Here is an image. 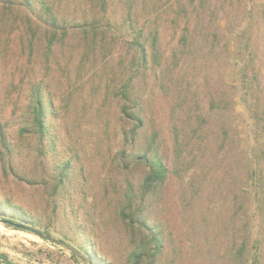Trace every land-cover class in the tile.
<instances>
[{"label":"rangeland","instance_id":"374dc122","mask_svg":"<svg viewBox=\"0 0 264 264\" xmlns=\"http://www.w3.org/2000/svg\"><path fill=\"white\" fill-rule=\"evenodd\" d=\"M193 1L132 0L147 43L158 31L159 65L149 51L143 68L126 0L106 12L92 0H32V11L0 0V200L87 264L83 245L102 264H132L134 253L139 264H264V0ZM43 2L61 28L51 48ZM130 78L126 105L143 119L133 149L118 95ZM33 89L47 110L43 138L31 127ZM151 139L167 175L143 194L135 156ZM2 219L0 264H86Z\"/></svg>","mask_w":264,"mask_h":264},{"label":"trees","instance_id":"16d2710c","mask_svg":"<svg viewBox=\"0 0 264 264\" xmlns=\"http://www.w3.org/2000/svg\"><path fill=\"white\" fill-rule=\"evenodd\" d=\"M109 0H92L95 7L101 11L106 12L108 7ZM193 3V0H190ZM22 5L28 11H32L33 3L32 0H22ZM128 4V5H127ZM127 5V19L129 20V29L131 30L132 35V47L135 50L136 58H137V67L146 68L149 64V51L150 56L152 57L153 64L159 65V57L157 52V41H158V31L154 30L151 34V42L147 43L146 37L144 35L143 29L137 27L138 23L136 18L133 17V3L132 0H126ZM38 22L45 24L47 26L46 30V40L47 44L46 47L51 48L54 44V39L57 36V33L60 32V25L59 19L56 17L55 12L53 11V7L45 2L41 3V15L38 18ZM136 20V21H135ZM139 72V71H137ZM131 78L124 82L123 85L119 88L118 95L120 96V100L124 103L120 109L122 115L125 116L132 124L133 127L130 131L124 135V142L130 148L137 147V138L140 132V129L143 126V119L140 116L137 105H133L131 108L126 105L127 102H130L131 94ZM133 101V100H132ZM135 103L136 100H134ZM29 104L31 105V127L33 130L43 138L47 134V123H46V108L43 97L40 95L39 89H33L30 94V101ZM144 150L135 156L136 160L139 164H143L147 169V175L144 177L141 185L140 191L143 194H147L153 186H156L160 182H163L166 175H167V168L163 161V157L159 154V149L154 147L155 139H151ZM0 143L3 146L4 150H8L4 135L0 129ZM126 150H124L123 154L124 157L122 160L126 163L125 159H128V155ZM62 178L58 180V184L62 183ZM262 194L264 199V178H263V185H262ZM138 197V193H136L133 189V186L129 183L126 193H125V200L128 201V207L131 209L132 204L136 201ZM139 211V210H138ZM123 216H127L124 212H122ZM0 216L1 217H8L10 220L6 221L7 225H13L17 222L34 225L33 219L25 213L20 208L11 205L9 201L0 200ZM129 218V217H128ZM140 229L144 232L148 231V240L150 244L155 246V250L160 251L161 245L158 242L157 233L153 231V228L148 227L145 222L142 225H139ZM90 246L83 245L80 247V251H82L86 256L87 259L90 261L91 264H102L103 259H98L94 255H89L90 253ZM133 257L135 261L132 264H139V260L141 256L138 253H134Z\"/></svg>","mask_w":264,"mask_h":264},{"label":"water","instance_id":"95a60500","mask_svg":"<svg viewBox=\"0 0 264 264\" xmlns=\"http://www.w3.org/2000/svg\"><path fill=\"white\" fill-rule=\"evenodd\" d=\"M6 224V221H2ZM15 228H19V229H22V230H26L40 238H43L57 246H60L62 247L63 249H65L66 251L70 252L72 255L78 257L79 259H81L84 263H86V260L76 251L74 250L73 248H71L70 246H68L67 244H65L63 241H60V240H55L47 235H43L42 233H39L38 231H35L34 229L30 228V227H27L25 225H21L19 223H16V224H13L11 225ZM87 264V263H86Z\"/></svg>","mask_w":264,"mask_h":264}]
</instances>
